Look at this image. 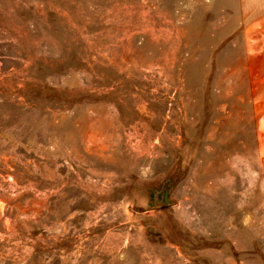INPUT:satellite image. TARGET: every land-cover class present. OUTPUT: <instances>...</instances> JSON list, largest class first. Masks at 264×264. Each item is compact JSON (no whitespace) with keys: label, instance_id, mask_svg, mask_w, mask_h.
I'll return each mask as SVG.
<instances>
[{"label":"rangeland","instance_id":"374dc122","mask_svg":"<svg viewBox=\"0 0 264 264\" xmlns=\"http://www.w3.org/2000/svg\"><path fill=\"white\" fill-rule=\"evenodd\" d=\"M0 264H264V0H0Z\"/></svg>","mask_w":264,"mask_h":264}]
</instances>
